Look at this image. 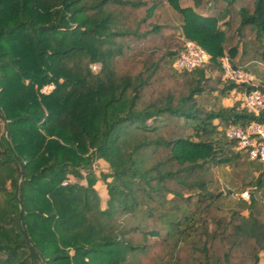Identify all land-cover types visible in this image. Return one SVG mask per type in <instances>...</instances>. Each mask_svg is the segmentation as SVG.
I'll use <instances>...</instances> for the list:
<instances>
[{
    "label": "trees",
    "instance_id": "1",
    "mask_svg": "<svg viewBox=\"0 0 264 264\" xmlns=\"http://www.w3.org/2000/svg\"><path fill=\"white\" fill-rule=\"evenodd\" d=\"M188 1L0 0V264L258 263L252 190L245 214L219 215L222 193L205 173L243 154L227 128L264 123V109L254 115L241 98L221 104L264 87L222 78L220 61L249 71L238 56L252 34L264 79V0ZM164 6L181 40L163 33ZM183 40L208 55L189 79L163 67ZM205 91L209 108L196 100ZM95 157L108 165L102 208ZM81 171L84 184H62ZM263 183L258 174L252 187Z\"/></svg>",
    "mask_w": 264,
    "mask_h": 264
},
{
    "label": "rangeland",
    "instance_id": "2",
    "mask_svg": "<svg viewBox=\"0 0 264 264\" xmlns=\"http://www.w3.org/2000/svg\"><path fill=\"white\" fill-rule=\"evenodd\" d=\"M189 3L188 0H180V4ZM160 14L164 15L163 17H158L157 21L164 27V34H171L175 38H179L178 35V25L180 21L179 15L171 10L169 7H163L160 9ZM180 39V38H179ZM181 40V39H180ZM247 48L246 53L243 56H238V60L242 61L243 66L247 68L250 72L262 74L263 67L258 59H255L253 55L254 51V39L252 34L247 33L245 36ZM160 42V41H159ZM184 42V40H183ZM155 42H152V45ZM241 45V44H240ZM240 49V47H239ZM95 65L92 69L90 66ZM165 71L169 74H175L177 78H179L180 73L176 72L169 61H167L166 65L163 66ZM89 68L93 74H97L100 68L99 63H90ZM165 72V74H167ZM209 74V73H205ZM194 72H187L183 78L189 79L195 77ZM215 75L213 72L211 76ZM165 76H163L164 78ZM260 78V76H258ZM53 84H47L43 86L40 91L43 93L50 92L53 89ZM236 96L235 92L232 93L231 97L227 100L224 99V103H230L231 98ZM214 98V94L208 91L203 92L199 96L196 97L198 104H200L203 108H209L212 105ZM184 134H190V129H184ZM91 170L96 176L95 183L93 188L99 199V206L102 208L104 206V201L107 197L105 192L104 182L101 181L99 177V173L108 170V165L102 159L95 157V159L91 163ZM253 172H256L261 177L264 178V166L256 161L248 160L244 154H242L241 158L237 159L230 166L218 165V166H210L205 173V179L208 180V190L211 192H221L222 196L220 198L219 203L217 204L218 209L216 211L217 214L227 216L230 211H239L241 214L246 213L245 202L248 200L247 198L241 197V193L247 191L248 189L252 190V194L254 198L257 200L256 209H259V217L264 221V183L262 187L256 188L252 187L254 175ZM85 174L81 171V177H75L72 175H67V178L62 181V184H68L71 182L75 183H85ZM247 193V192H246ZM261 259L259 264H264V250L261 252ZM147 257L139 255L138 258L135 259L134 264H147Z\"/></svg>",
    "mask_w": 264,
    "mask_h": 264
},
{
    "label": "built area",
    "instance_id": "3",
    "mask_svg": "<svg viewBox=\"0 0 264 264\" xmlns=\"http://www.w3.org/2000/svg\"><path fill=\"white\" fill-rule=\"evenodd\" d=\"M208 59L207 53L195 43L184 40L183 49L172 62L175 70L191 71L204 64ZM222 78L234 83L245 85H261L264 87V79L242 68H233L226 57L221 60ZM95 65L90 66L94 68ZM242 104L247 111L257 115L264 109V94L258 89H253L241 94ZM227 138L236 142V149L240 150L251 161H257L264 166V123L252 121L246 127L231 126L226 129ZM241 197H248L244 191Z\"/></svg>",
    "mask_w": 264,
    "mask_h": 264
},
{
    "label": "crops",
    "instance_id": "4",
    "mask_svg": "<svg viewBox=\"0 0 264 264\" xmlns=\"http://www.w3.org/2000/svg\"><path fill=\"white\" fill-rule=\"evenodd\" d=\"M234 92H235L236 96H234V97L231 98L232 100H231L230 103L225 104V103H224V99H227V100H228V99L231 97L232 93H234ZM229 96H230V97H229ZM239 98H241V95H240L239 92H237V91H231L226 97H224V98L221 99V104H222L223 106H228V105H230V104L232 103L233 100H235V99H239ZM253 175L256 177V176H257V173H256V172H253ZM245 192H246V191H245ZM260 257H261V253H259V261H258L257 264L260 263V259H261Z\"/></svg>",
    "mask_w": 264,
    "mask_h": 264
},
{
    "label": "water",
    "instance_id": "5",
    "mask_svg": "<svg viewBox=\"0 0 264 264\" xmlns=\"http://www.w3.org/2000/svg\"><path fill=\"white\" fill-rule=\"evenodd\" d=\"M26 243H27V245L29 246V243H28L27 241H26ZM36 258H37L38 262L41 264L39 258H38V257H36Z\"/></svg>",
    "mask_w": 264,
    "mask_h": 264
}]
</instances>
